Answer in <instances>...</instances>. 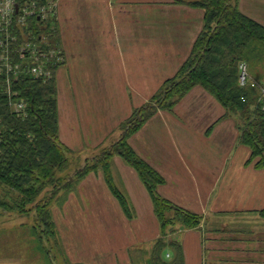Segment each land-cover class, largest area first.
Masks as SVG:
<instances>
[{
  "label": "crops",
  "instance_id": "crops-1",
  "mask_svg": "<svg viewBox=\"0 0 264 264\" xmlns=\"http://www.w3.org/2000/svg\"><path fill=\"white\" fill-rule=\"evenodd\" d=\"M110 1L56 5L64 56L56 70L59 137L82 155L114 135L135 107L175 75L204 26V9L174 0ZM235 2L264 25V0ZM129 142L165 178L157 187L164 198L204 219L231 211L254 215V226L246 223L238 232L203 226L169 232L168 240L182 244L184 264H264V219L257 212L264 208V168L250 161L236 119L211 93L194 86L172 110L150 117ZM112 170L135 215L126 216L101 171L90 172L62 204L57 225L68 257L59 264H150L138 243L154 244L160 235L151 196L121 156L113 157ZM131 233L145 241L137 236L132 243ZM174 254L168 246L163 256ZM29 258L15 249L0 252V264H55Z\"/></svg>",
  "mask_w": 264,
  "mask_h": 264
},
{
  "label": "trees",
  "instance_id": "trees-1",
  "mask_svg": "<svg viewBox=\"0 0 264 264\" xmlns=\"http://www.w3.org/2000/svg\"><path fill=\"white\" fill-rule=\"evenodd\" d=\"M174 2L204 9V26L190 55L175 75L120 123V136L93 156L80 159V151L71 149L59 137L56 70L61 61L56 59L63 53L56 20L33 17L29 24L31 33L27 32L28 40L52 55L46 69L52 72L51 76H35L29 69L17 76L7 74L5 69L0 71V209L6 213H35L34 229L40 241L57 238L51 206L56 197L65 200L90 172L101 171L126 216L135 215L126 193L114 180L112 161L119 155L145 184L160 223L161 235L154 241L150 264H184L181 242L170 241L167 235L179 228L200 226L204 216L159 194L157 187L165 178L137 153L129 138L159 110H172L196 85L211 93L226 108L227 115L237 116L240 143L250 148V161L264 167V110L257 88L240 83L239 68L243 61L252 65L264 59V25L240 11L235 0ZM25 40L20 37L14 46L19 47ZM15 57H20V52L16 51ZM73 165L74 171L68 173ZM257 212L264 218V208ZM168 246L175 253L170 260L163 256Z\"/></svg>",
  "mask_w": 264,
  "mask_h": 264
},
{
  "label": "rangeland",
  "instance_id": "rangeland-1",
  "mask_svg": "<svg viewBox=\"0 0 264 264\" xmlns=\"http://www.w3.org/2000/svg\"><path fill=\"white\" fill-rule=\"evenodd\" d=\"M59 0H57L58 3ZM113 3L115 2V0H111ZM110 1V3H111ZM54 20L57 21V24L59 25V27H61L60 25V18L58 17L57 19V15H55L54 17L51 16ZM122 26H124V24L122 23ZM62 48V46H61ZM64 58L63 56H61V63L58 65V67L63 63ZM246 62V61H245ZM247 63V62H246ZM248 65V63H247ZM57 67V69H58ZM248 69H249V73L252 79H257L255 81H257L258 83H263L264 82V59H260V60H256L254 63H252V65H248ZM257 88V87H256ZM258 99L260 98V89H258ZM126 91L128 92V90L126 89ZM232 116L236 119L237 122V126L239 123V120L237 118V116L233 115ZM239 129V128H238ZM120 136L119 131L114 132V135L109 136V139H107L104 143H102L103 145H101L100 147L94 149V151L92 152L91 150L88 152H85V154L83 156H81L80 159H83V157H85V155H89V156H93L97 153H99L103 148V146H107L109 145L112 141H115L118 137ZM77 151V150H75ZM78 159V158H77ZM264 168V167H261ZM75 169V166H71L68 171V173H72ZM98 172V171H97ZM67 173V172H66ZM209 180V179H208ZM77 188V187H76ZM75 188V189H76ZM209 190V189H208ZM72 192V191H71ZM60 195V194H59ZM61 196H57L56 199L54 200L52 206V214H53V218H54V211H56L57 217L54 218L55 223H56V230H57V238L56 239H52L50 238V240H39L37 234L35 233V213H30V215L27 214H19L17 212H12V213H6L3 212V210L0 209V247L2 248V250L0 249V252L2 251L4 254H6L7 252L11 251L12 249H15L16 252H20L21 255L25 256V257H30L29 259L32 260H37V263H40V259H52L54 261L55 264H59L60 262H64V258H66L67 256V251L63 248L62 246V237L60 235V226H58L57 224L60 223V219H61V214L60 211H62V204L64 202V200H60ZM62 198V197H61ZM254 215H250V214H242V213H238V211H231L229 213H227L225 216H221V218H216L214 216H207L206 219H204L203 217V221L200 224V226L196 227V228H204L205 230L208 229H220V228H224L227 232H238L240 229L239 226H241V228L243 227V225H245L246 223H248V225L252 228L254 226V222L253 221V217ZM156 217V216H155ZM261 217V216H260ZM262 219H264L263 217H261ZM155 220L158 221V219L156 218ZM148 226L150 227V222L149 219H146ZM159 222V221H158ZM249 222H252V224H250ZM160 226V223H159ZM138 225H137V229H138ZM236 228V229H234ZM201 233V231L199 232ZM170 234V233H169ZM167 235V239H169L170 235ZM160 235H161V227H160ZM76 236V235H74ZM139 236V238H137V241H145V239L141 238L140 235H135L134 233H131V237L133 238L132 243H134L135 238ZM181 237V236H180ZM75 238V237H74ZM103 238L105 239V235L103 236ZM102 238V239H103ZM171 241V240H170ZM42 245L44 247V249H40L37 247V245ZM139 246H142L145 250H146V260L149 263V259H150V253L151 250L153 248L152 245L153 241L152 240H148L145 243H138ZM48 251H47V250ZM8 250V251H7ZM39 253V256L36 253ZM47 251V252H46ZM136 256V254H134ZM138 256H142V254H138ZM68 257V256H67ZM144 258V257H143ZM168 259V258H166ZM170 260V259H168Z\"/></svg>",
  "mask_w": 264,
  "mask_h": 264
},
{
  "label": "built area",
  "instance_id": "built-area-1",
  "mask_svg": "<svg viewBox=\"0 0 264 264\" xmlns=\"http://www.w3.org/2000/svg\"><path fill=\"white\" fill-rule=\"evenodd\" d=\"M45 1L46 3L40 4L38 0H0V71L5 69L7 74L17 76L23 69H29V72L31 71L35 76L52 75V72L46 70L49 69L48 59L52 56L50 52H46L40 48V45L27 39L28 34L31 33L29 29L31 18L37 17L38 20L47 21L55 15L57 0ZM22 36L26 40L19 44V47L14 46ZM16 51L20 52L18 58L15 57ZM61 56H57L56 60L61 61ZM239 68L240 83L251 84L260 89L259 102L264 110V82L258 83L251 78L245 61L240 63ZM19 106L21 107L22 104Z\"/></svg>",
  "mask_w": 264,
  "mask_h": 264
}]
</instances>
